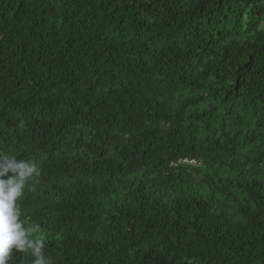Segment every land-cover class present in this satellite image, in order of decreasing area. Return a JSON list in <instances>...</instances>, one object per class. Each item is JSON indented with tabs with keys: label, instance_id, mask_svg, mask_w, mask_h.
Wrapping results in <instances>:
<instances>
[{
	"label": "trees",
	"instance_id": "16d2710c",
	"mask_svg": "<svg viewBox=\"0 0 264 264\" xmlns=\"http://www.w3.org/2000/svg\"><path fill=\"white\" fill-rule=\"evenodd\" d=\"M0 154L52 264H264V0H0Z\"/></svg>",
	"mask_w": 264,
	"mask_h": 264
},
{
	"label": "clouds",
	"instance_id": "9594fccd",
	"mask_svg": "<svg viewBox=\"0 0 264 264\" xmlns=\"http://www.w3.org/2000/svg\"><path fill=\"white\" fill-rule=\"evenodd\" d=\"M37 175L39 168L34 160L0 154V264H8L13 250L30 251L32 264H52L44 255V237L32 238L39 226H26L20 218L18 200L27 183Z\"/></svg>",
	"mask_w": 264,
	"mask_h": 264
},
{
	"label": "built area",
	"instance_id": "2783aa9c",
	"mask_svg": "<svg viewBox=\"0 0 264 264\" xmlns=\"http://www.w3.org/2000/svg\"><path fill=\"white\" fill-rule=\"evenodd\" d=\"M183 162H188V163H195V160H187V159H183Z\"/></svg>",
	"mask_w": 264,
	"mask_h": 264
}]
</instances>
